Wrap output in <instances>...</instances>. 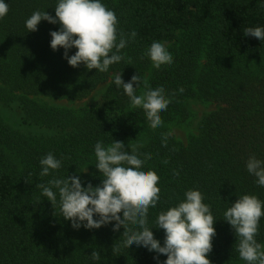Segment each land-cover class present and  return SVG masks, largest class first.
I'll return each instance as SVG.
<instances>
[{
    "label": "trees",
    "instance_id": "trees-1",
    "mask_svg": "<svg viewBox=\"0 0 264 264\" xmlns=\"http://www.w3.org/2000/svg\"><path fill=\"white\" fill-rule=\"evenodd\" d=\"M4 2L9 11L0 19V103L16 113L17 121L0 107V264H162L167 259L165 254L154 259L158 254L143 246L124 247V227L113 231L115 221L74 229L63 218L58 190L53 189L57 201L52 205L38 187L72 175L84 187L99 185L103 177L94 146L114 140L123 141L129 152L141 146L139 153L150 154L142 170L158 174L160 199L149 208L147 226L161 245L165 231L156 227L158 214L182 202L186 191L199 190L215 219L208 258L212 264H248L239 257L238 237L224 212L245 194L264 203V186L246 167L253 155L264 161V41L244 35L249 27L264 28V0H101L117 16V42L120 32L128 39L118 53L123 59L107 72L83 63L72 67L62 47H50V32L59 30V23L42 20L36 31L26 29L34 11L55 16L58 0ZM155 41L172 44L173 62L159 69L145 55ZM77 50L69 49V56ZM118 74L124 82L138 74L148 87L165 89L170 103L160 113L161 126L151 128L143 109L132 107L114 83ZM104 83L98 101L78 110L28 98L73 102ZM144 91L141 87L135 94ZM192 99L214 107L183 143L170 127L188 118ZM49 153L61 167L41 176L40 160ZM255 239L264 245V216ZM93 250L99 261L91 259Z\"/></svg>",
    "mask_w": 264,
    "mask_h": 264
},
{
    "label": "clouds",
    "instance_id": "clouds-1",
    "mask_svg": "<svg viewBox=\"0 0 264 264\" xmlns=\"http://www.w3.org/2000/svg\"><path fill=\"white\" fill-rule=\"evenodd\" d=\"M8 11L9 5L0 0V19ZM42 20L60 24L59 30L50 32V47L53 50L62 47L65 50L64 58L72 67H79L83 63L89 70L107 72L110 65L123 59L118 53L126 47L128 39L120 32L117 42V16L101 0H58L55 16L46 11H34L25 21L26 29L36 31ZM244 35L264 41V28L249 27L245 29ZM135 36L136 32H131L130 38L134 39ZM73 47L78 50L69 56L68 50ZM145 55L150 57L156 69L173 62L172 54L158 41L151 44ZM114 83L117 87L122 86L132 107L143 109L151 128L162 125L160 113L170 103L163 87H148L147 80L138 74H134L128 82H124L121 74H118ZM141 87L145 91L142 95H136V89ZM179 91L183 92V88ZM94 147L97 158L95 166L103 177L99 185L93 186L89 182L84 187L76 175L68 176L67 179L53 178L47 185H38L52 205L57 201L53 189L58 190L63 218L70 220L74 229L78 230L81 226L98 229L115 221L113 231L124 227V247L129 248L133 244L143 246L150 252L155 251L158 255L154 259L157 260L159 254H165L167 259L162 264H212L208 254L212 251V238L216 234L213 227L215 219L199 190L186 191L182 202L158 214L156 227L165 231L164 243L161 245L147 226L149 208H154L160 199L158 174L154 170H142L150 154L139 153L138 148L141 146H133L129 152L124 142L117 140L107 147L98 141ZM141 155L144 156L143 160ZM40 164V175L48 176L50 170L61 167V160L49 153L40 160ZM246 167L257 178L256 183L264 186V161L253 155L247 160ZM262 209L264 203L257 196L245 194L224 212V220L238 237L239 257L248 264H264V250H261L262 245L255 239L260 218L264 216ZM94 215L98 218L94 219ZM129 223L138 225L140 230L130 229ZM112 250L118 251L119 247H113ZM90 256L94 261L100 259L96 250Z\"/></svg>",
    "mask_w": 264,
    "mask_h": 264
},
{
    "label": "rangeland",
    "instance_id": "rangeland-1",
    "mask_svg": "<svg viewBox=\"0 0 264 264\" xmlns=\"http://www.w3.org/2000/svg\"><path fill=\"white\" fill-rule=\"evenodd\" d=\"M168 51L172 44L170 42L163 43ZM107 86V83L100 84L87 98L77 100V101H68L65 99H55L49 96H43V95H29V99H33L39 103L47 104L49 106H54L58 108L63 109H72V110H78L83 107H86L90 105L91 103H94V101H98V98L103 94ZM1 109L4 111V114L14 123L17 121V116L14 111H11L10 108H7L6 106H2L0 103ZM214 107V104H208L207 102H202L200 100H190L188 102V109H189V115L188 118L184 122H175L170 128V132L181 142L187 143L188 138L191 135H194L197 133V126L199 124L200 119L202 116L206 113H208L210 110H212ZM13 108H16V105L13 104ZM264 250V245H262V249Z\"/></svg>",
    "mask_w": 264,
    "mask_h": 264
}]
</instances>
